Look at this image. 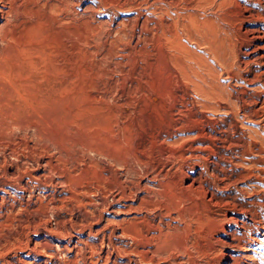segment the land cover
<instances>
[{"label": "rangeland", "instance_id": "374dc122", "mask_svg": "<svg viewBox=\"0 0 264 264\" xmlns=\"http://www.w3.org/2000/svg\"><path fill=\"white\" fill-rule=\"evenodd\" d=\"M0 7V264H45L30 249L45 238L49 264H219L233 204L263 212L264 186L244 182L240 128L258 92L245 77L258 68L248 60L264 0ZM198 169L204 189L183 188ZM152 180L156 205L136 208L135 182Z\"/></svg>", "mask_w": 264, "mask_h": 264}, {"label": "bare ground", "instance_id": "6f19581e", "mask_svg": "<svg viewBox=\"0 0 264 264\" xmlns=\"http://www.w3.org/2000/svg\"><path fill=\"white\" fill-rule=\"evenodd\" d=\"M2 0H0L1 2ZM10 1V0H9ZM2 8L0 7V10ZM4 10V9H3ZM1 13V12H0ZM2 15V14H1ZM264 17V16H262ZM264 20V19H263ZM253 30V29H252ZM251 30V31H252ZM253 39L256 40V42L254 43L253 47H252V55L250 54V59L248 60V62H253L255 61V64H257L258 68H256V70L253 71V75L252 76H248L245 77V80L248 82H252V84H256V82H258V86L254 87L255 90L258 89L257 91V96L255 98H253V101H251V103H253L252 106L250 105H246L245 109H242V115L245 119L248 118L251 123H247V124H242L244 125L243 127L241 126L240 128V132H241V140H243L242 142L245 143V154L248 156L247 158H245L246 161V165L245 167H250L246 180L244 182H249L248 184L251 186V183L254 185H257L258 187H263L264 186V27H258L256 30H253ZM250 44V43H249ZM250 68V67H249ZM255 86V85H254ZM250 87V86H249ZM253 87V86H252ZM249 89V88H248ZM247 92V91H246ZM251 92V91H250ZM247 97H244V99ZM250 99V98H249ZM249 101V100H248ZM246 102V101H245ZM250 102V101H249ZM242 107V106H241ZM241 113V112H240ZM247 119V120H248ZM238 120V119H237ZM249 121V122H250ZM254 123H256V126L254 125ZM236 125V124H235ZM234 125V127H235ZM238 125V123H237ZM234 130H238L237 126L236 129L233 128ZM236 130V131H237ZM234 131V133L236 132ZM237 133V132H236ZM235 133V134H236ZM238 134V133H237ZM231 136V135H230ZM235 136V135H234ZM229 137V136H228ZM233 137V136H232ZM231 137V138H232ZM228 139V138H227ZM240 139V138H239ZM238 139V140H239ZM232 142V141H231ZM236 142V141H234ZM242 142H240V144L242 145ZM233 143V142H232ZM231 143V144H232ZM243 143V144H244ZM236 144V143H235ZM239 144V145H240ZM233 146V145H232ZM236 146V145H235ZM243 146V145H242ZM241 147V146H240ZM227 149V148H226ZM241 150V149H240ZM243 150V149H242ZM173 154V153H172ZM199 155V153H198ZM244 155V154H243ZM197 156V155H196ZM200 156V155H199ZM203 156V155H202ZM233 156V155H232ZM198 157V156H197ZM167 158H169L167 156ZM201 158V156H200ZM164 159V158H163ZM171 159V158H169ZM169 159H166L169 160ZM203 159V158H202ZM122 161V160H120ZM126 161V160H124ZM215 161V160H214ZM172 162V160H171ZM203 162V161H202ZM120 163V162H119ZM162 163V162H161ZM166 163V162H165ZM174 163V162H173ZM238 163V162H237ZM217 164V163H216ZM220 164V163H219ZM124 165V164H123ZM122 162H121V166ZM128 165V164H127ZM166 165V164H164ZM163 165V166H164ZM172 165V163H171ZM178 165V163L176 164ZM199 165H202L199 164ZM249 165V166H248ZM125 166V165H124ZM123 166V167H124ZM192 166V164H191ZM194 166V165H193ZM205 166V165H204ZM127 167V166H126ZM125 167V168H126ZM257 167V168H256ZM122 168V167H121ZM254 168V170H253ZM129 169V166H128ZM127 169V172H128ZM180 170H182V168H178ZM205 169L207 170L208 168L205 167ZM246 169V168H245ZM255 169H257V171H255ZM133 170V169H132ZM131 172H135L132 171ZM213 170V169H212ZM126 171V169H125ZM175 171V170H173ZM247 171V170H246ZM176 172V171H175ZM179 172V171H178ZM185 172V171H184ZM214 172V171H213ZM226 172V171H225ZM229 172V171H228ZM231 172V171H230ZM233 172V171H232ZM138 173V172H137ZM158 175L164 176V177H168V176H172V171L171 173L169 171H158L157 172ZM187 173V172H186ZM207 173V171H203V170H197L194 171L192 176L190 177V181L187 184H183V182L181 181V183L183 184L182 187L185 189H191V188H195V187H202L204 189V178L206 177L205 174ZM210 173H212L210 171ZM246 173V172H245ZM133 174V173H132ZM188 174V173H187ZM208 174V173H207ZM216 174V173H214ZM212 173V176L214 175ZM228 174V173H227ZM136 175V174H135ZM188 175V176H189ZM217 175V174H216ZM220 175V174H219ZM229 175V174H228ZM232 175V174H231ZM239 175V174H238ZM238 175H234L237 176ZM242 175V174H241ZM233 176V178H234ZM178 177L183 180L184 174H183V170L181 172L178 173ZM211 177V176H210ZM215 177V176H214ZM217 177V180L221 177ZM224 177V176H222ZM140 178V177H139ZM143 178V177H142ZM155 178V177H154ZM226 178V177H224ZM228 178V177H227ZM240 178V177H239ZM242 178V177H241ZM148 179V178H146ZM145 179V180H146ZM206 179V178H205ZM230 179V178H229ZM164 180V179H163ZM209 180V179H208ZM215 180V179H213ZM212 180V181H213ZM221 182V179H219ZM223 180V178H222ZM225 180V179H224ZM236 180V179H235ZM241 180V179H240ZM243 180V178H242ZM57 181V180H56ZM122 181V180H121ZM133 181V180H132ZM143 181V180H142ZM232 181V180H230ZM230 181L228 180L227 183H230ZM236 182V181H235ZM226 183V181H225ZM226 183V185H227ZM123 184V183H122ZM143 184V183H142ZM141 182H135L134 186H135V191H140L141 189L144 188L145 190V194H140L137 193V200H138V206L136 208L139 209H144L145 211H150L152 209L153 206L156 205V202L154 201V196L156 195V190H155V186L157 185L155 183L154 180H152V183L148 186H142ZM145 184V183H144ZM147 184V183H146ZM215 184V183H214ZM219 183H217L218 185ZM232 184V183H231ZM234 184V183H233ZM131 185V183H130ZM223 185V184H222ZM221 185V186H222ZM230 185V184H229ZM123 186V185H122ZM128 186V185H126ZM159 186V185H158ZM256 186V187H257ZM224 187V186H223ZM226 187V186H225ZM207 188L209 189V183ZM206 188V192H208V189ZM197 190V189H196ZM211 190V189H209ZM213 190V189H212ZM264 190V189H263ZM134 191V192H135ZM224 191V190H223ZM260 191V190H259ZM219 192V191H218ZM131 192H129L130 194ZM222 193V192H221ZM229 193V192H228ZM136 194V193H135ZM211 199L213 198L214 192L211 191ZM124 195V194H123ZM134 195V194H133ZM223 195V194H222ZM220 195V196H222ZM226 195V194H225ZM231 195V194H230ZM53 196V195H52ZM224 196V195H223ZM3 197V196H2ZM131 197V195H130ZM226 197V196H225ZM221 198V197H220ZM234 198V197H233ZM133 199V196H132ZM250 199V198H249ZM257 199V198H256ZM216 202L218 204L216 205H221V199H216ZM214 200V201H215ZM231 200V199H228ZM251 200V199H250ZM255 200V197L254 199ZM210 201V200H209ZM224 201V200H222ZM227 201V200H226ZM225 201V202H226ZM232 201V200H231ZM236 201V200H235ZM234 201V202H235ZM242 200H239L238 202H235L234 207L229 210V213L225 214L222 218V222L220 223V227L217 231L218 234L215 237L217 244L219 245L218 249V262L219 264H264V260L262 258H264V249H261L260 246H258L259 244L263 245L264 244V231L261 232L262 229H264V203H262L261 201V206H262V211L263 212H258L256 211V209H251V207H248V203L249 201L247 200L246 203L245 202H241ZM245 201V200H244ZM257 200L253 201L256 203ZM132 202V201H131ZM213 202V201H211ZM230 202V201H229ZM233 202V201H232ZM252 202V201H251ZM252 202V203H253ZM137 204V203H136ZM159 204V203H158ZM227 204V203H226ZM230 204V203H229ZM254 204V203H253ZM258 204V203H257ZM260 204V203H259ZM56 205V204H54ZM60 205V204H58ZM133 204H131L132 206ZM61 206V205H60ZM136 205L134 204V207ZM161 206V205H160ZM232 207V205H229ZM7 207V206H6ZM55 207V206H54ZM58 207V206H57ZM130 206L128 205V208ZM162 207V206H161ZM225 207V206H224ZM135 208V210H136ZM132 209V207H131ZM155 209V208H154ZM161 209V208H160ZM172 210V208H170ZM130 210V209H129ZM133 210V209H132ZM164 210V209H163ZM174 210V209H173ZM172 210V211H173ZM157 211V210H156ZM166 211V210H165ZM168 211V210H167ZM226 211V210H225ZM161 212V210H160ZM159 212V213H160ZM89 213V212H88ZM87 213V214H88ZM92 213V212H91ZM138 213V212H137ZM144 213V212H143ZM154 213V212H153ZM158 213V214H159ZM178 213V212H177ZM180 216H182V212H179ZM89 215V214H88ZM139 215V214H138ZM145 215V214H144ZM157 215V214H156ZM155 215V216H156ZM161 215V214H160ZM94 216V214L92 215ZM146 216V215H145ZM173 218H175V215L171 213V215ZM169 216V217H170ZM178 216V215H177ZM176 216V217H177ZM90 217V216H89ZM160 217V216H159ZM171 217V218H172ZM60 218V217H59ZM93 218V217H91ZM137 218V216H136ZM161 218V217H160ZM142 219V217H141ZM183 219V218H182ZM139 220V219H138ZM167 220V219H166ZM57 223H61V219L57 220ZM64 221V220H63ZM147 221V220H146ZM171 221V220H170ZM158 222V221H157ZM160 222V221H159ZM162 222V221H161ZM165 222V221H164ZM169 222V220H168ZM156 223V221H155ZM112 224V223H111ZM154 224V223H153ZM168 224V223H167ZM152 225V224H151ZM45 226V225H44ZM155 226V225H154ZM151 227V226H149ZM54 228V227H53ZM104 228V227H103ZM49 229V228H47ZM51 229V227H50ZM102 229V228H101ZM53 230V229H52ZM50 230V231H52ZM99 230V229H98ZM55 231V230H54ZM90 231V230H89ZM96 231V230H95ZM102 232V230H101ZM126 232V230H125ZM58 233V232H56ZM103 233V232H102ZM106 234V232H104ZM114 233V232H113ZM122 233V232H121ZM90 235V234H89ZM102 235V234H101ZM104 235V234H103ZM111 235V234H110ZM128 235H130V233H128ZM3 236V235H2ZM109 238V235H107ZM113 236V235H111ZM117 236V235H116ZM121 236V235H120ZM132 236V235H131ZM130 236V237H131ZM1 237V236H0ZM9 237V236H8ZM104 237V236H103ZM144 237V236H143ZM100 238V237H99ZM133 238V237H132ZM7 239V238H6ZM102 239V238H100ZM112 239V238H111ZM110 239V240H111ZM145 239V238H144ZM109 240V239H108ZM89 241V240H88ZM140 241V240H139ZM86 242V241H85ZM102 242V241H101ZM109 242V241H108ZM107 242V243H108ZM87 243V242H86ZM89 243V242H88ZM94 243V241H93ZM98 243V242H97ZM110 243V242H109ZM112 243V242H111ZM11 245V244H10ZM109 245V244H108ZM107 245V246H108ZM113 245V243L111 244ZM115 245V244H114ZM119 244H117L118 246ZM122 245V244H120ZM95 246V245H94ZM97 246V245H96ZM102 246V245H101ZM9 247V246H8ZM65 247V246H64ZM103 247V246H102ZM116 248V246H114ZM6 248V247H5ZM42 248V249H40ZM56 248V247H55ZM68 248H70V246H68ZM122 248V247H121ZM31 250H33V252L36 254L35 258L37 259V256L40 254H43L45 257L47 255V257L49 258V260H51L53 257H55V252L52 247V244H50L46 238L45 240L36 242L35 246H31L30 247ZM67 249V248H66ZM76 249V248H75ZM78 249V248H77ZM109 249V248H107ZM138 249V248H137ZM223 249H225L226 251H224ZM69 250V249H68ZM95 250V249H94ZM92 249V251H94ZM102 250V249H100ZM117 250V248H116ZM122 250V249H121ZM57 251V250H56ZM96 251V250H95ZM98 251V250H97ZM105 251V250H104ZM110 251V250H109ZM144 251V250H143ZM253 251V252H252ZM112 252V249H111ZM117 252V251H116ZM259 252V253H258ZM46 253V255H45ZM107 253V252H106ZM141 253V252H140ZM258 253V255H257ZM118 254V253H117ZM146 254V253H144ZM108 254H106L105 256H107ZM261 255V256H260ZM46 257V259H48ZM93 257V256H92ZM109 257V255H108ZM20 259V258H19ZM96 259V258H95ZM49 260L44 261L45 264H49ZM221 260H223V262H220ZM3 263V262H2ZM29 263V261H28ZM26 261L23 264H28ZM11 264V263H10Z\"/></svg>", "mask_w": 264, "mask_h": 264}]
</instances>
